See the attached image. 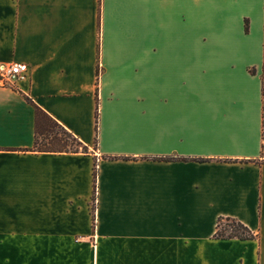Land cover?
Returning a JSON list of instances; mask_svg holds the SVG:
<instances>
[{
  "label": "crops",
  "instance_id": "1",
  "mask_svg": "<svg viewBox=\"0 0 264 264\" xmlns=\"http://www.w3.org/2000/svg\"><path fill=\"white\" fill-rule=\"evenodd\" d=\"M12 63L0 264H264V0H0ZM26 98L87 153L32 152Z\"/></svg>",
  "mask_w": 264,
  "mask_h": 264
},
{
  "label": "trees",
  "instance_id": "2",
  "mask_svg": "<svg viewBox=\"0 0 264 264\" xmlns=\"http://www.w3.org/2000/svg\"><path fill=\"white\" fill-rule=\"evenodd\" d=\"M26 100L35 110V138L32 152L52 154L87 153L88 149L83 146V144L72 133L67 131L61 124L34 104L29 98H26ZM93 176L94 193L91 214L93 221H95V201L97 192L96 167L94 168ZM214 238L221 241H250L255 239V235L240 221L232 218L220 217L218 219Z\"/></svg>",
  "mask_w": 264,
  "mask_h": 264
},
{
  "label": "built area",
  "instance_id": "3",
  "mask_svg": "<svg viewBox=\"0 0 264 264\" xmlns=\"http://www.w3.org/2000/svg\"><path fill=\"white\" fill-rule=\"evenodd\" d=\"M28 66L22 63L0 65V88H10L25 78ZM96 205V201H95Z\"/></svg>",
  "mask_w": 264,
  "mask_h": 264
}]
</instances>
